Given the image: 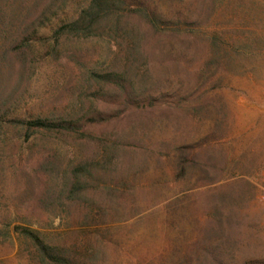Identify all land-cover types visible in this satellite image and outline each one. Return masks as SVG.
Here are the masks:
<instances>
[{"label": "rangeland", "instance_id": "rangeland-1", "mask_svg": "<svg viewBox=\"0 0 264 264\" xmlns=\"http://www.w3.org/2000/svg\"><path fill=\"white\" fill-rule=\"evenodd\" d=\"M263 195L264 0H0V264H264Z\"/></svg>", "mask_w": 264, "mask_h": 264}, {"label": "trees", "instance_id": "trees-1", "mask_svg": "<svg viewBox=\"0 0 264 264\" xmlns=\"http://www.w3.org/2000/svg\"><path fill=\"white\" fill-rule=\"evenodd\" d=\"M28 125L35 126V127H48V125L44 121L29 122Z\"/></svg>", "mask_w": 264, "mask_h": 264}, {"label": "built area", "instance_id": "built-area-1", "mask_svg": "<svg viewBox=\"0 0 264 264\" xmlns=\"http://www.w3.org/2000/svg\"><path fill=\"white\" fill-rule=\"evenodd\" d=\"M263 201H264V195H263Z\"/></svg>", "mask_w": 264, "mask_h": 264}]
</instances>
